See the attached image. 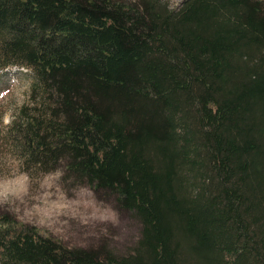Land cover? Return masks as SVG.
<instances>
[{
	"label": "trees",
	"instance_id": "trees-1",
	"mask_svg": "<svg viewBox=\"0 0 264 264\" xmlns=\"http://www.w3.org/2000/svg\"><path fill=\"white\" fill-rule=\"evenodd\" d=\"M264 0H0L4 132L140 226L122 255L0 214V264H264Z\"/></svg>",
	"mask_w": 264,
	"mask_h": 264
},
{
	"label": "rangeland",
	"instance_id": "rangeland-1",
	"mask_svg": "<svg viewBox=\"0 0 264 264\" xmlns=\"http://www.w3.org/2000/svg\"><path fill=\"white\" fill-rule=\"evenodd\" d=\"M183 1L164 0L173 8ZM31 83V72L18 67L0 78V214L9 213L70 248L124 254L140 238L134 219L119 211L113 200L103 201L90 187L76 185L61 168L29 172L5 143L6 127L27 103Z\"/></svg>",
	"mask_w": 264,
	"mask_h": 264
}]
</instances>
